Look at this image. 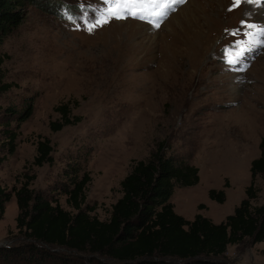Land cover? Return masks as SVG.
Returning <instances> with one entry per match:
<instances>
[{"label":"rangeland","instance_id":"rangeland-1","mask_svg":"<svg viewBox=\"0 0 264 264\" xmlns=\"http://www.w3.org/2000/svg\"><path fill=\"white\" fill-rule=\"evenodd\" d=\"M167 4L137 0L127 7L139 15L110 19L107 9L115 5L104 0H38L0 47L9 56L5 80L16 85L0 94V106L32 110L15 154L0 166V183L12 194L0 221V247L23 240L14 192L31 178L36 194L73 211L64 187L79 167V180L90 179L84 210L108 220L133 164L161 147L199 169L197 185L174 188L179 215L221 223L245 198L264 137V0ZM98 19L109 22L93 28ZM66 103L82 121L52 132L55 108ZM44 138L54 162L38 167L33 162ZM258 186L254 204L262 205L260 180ZM212 189L225 191V203L210 199ZM223 261L264 264V242L229 246Z\"/></svg>","mask_w":264,"mask_h":264},{"label":"trees","instance_id":"trees-1","mask_svg":"<svg viewBox=\"0 0 264 264\" xmlns=\"http://www.w3.org/2000/svg\"><path fill=\"white\" fill-rule=\"evenodd\" d=\"M37 3L0 0V47L25 22L27 8ZM8 58L0 52V94L16 87L5 80L3 66ZM70 108L69 103L55 108L59 119L50 123L52 132L82 121ZM0 114L6 119L0 122L1 166L15 154L20 126L32 110L30 106L25 111L0 106ZM259 147L260 156L251 162L245 198L221 223L200 214L189 220L175 211L171 202L175 186L197 185L199 169L183 157L168 156L163 147L133 164L121 182L123 195L112 206L108 220L84 210L90 179L84 176L79 180V167L70 170L71 185L64 187L73 211L36 194L30 188L31 178L14 192L19 211L16 228L23 240L0 247V264H228L223 258L229 246L245 239L264 242V204H254L261 189L258 180L264 187V137ZM53 151L50 139H41L33 164H52ZM209 197L220 204L226 201L223 190L212 189ZM11 199L12 194L0 183V221Z\"/></svg>","mask_w":264,"mask_h":264},{"label":"snow or ice","instance_id":"snow-or-ice-1","mask_svg":"<svg viewBox=\"0 0 264 264\" xmlns=\"http://www.w3.org/2000/svg\"><path fill=\"white\" fill-rule=\"evenodd\" d=\"M137 2V0H104V3L108 4V3H114V7H110L107 9V12L110 14V19H124L126 18L124 15H121V13H126L131 11L133 16H137L139 15V13L134 10V9H129L127 7L128 4L131 3H135ZM175 2H181V0H175ZM250 3L255 2V3H260V0H249ZM261 6H264V4H261ZM141 19H143V17H140ZM109 20L108 19H98L96 20V22L92 25L93 28L96 27L97 24L99 25H103L104 23H108ZM242 26L245 25V22L242 21L241 22ZM157 27H159V25H157ZM247 27L252 28L255 27V25H247ZM233 35H235V33H233ZM241 43V42H238ZM235 61L233 60H229V63H234Z\"/></svg>","mask_w":264,"mask_h":264},{"label":"bare ground","instance_id":"bare-ground-1","mask_svg":"<svg viewBox=\"0 0 264 264\" xmlns=\"http://www.w3.org/2000/svg\"><path fill=\"white\" fill-rule=\"evenodd\" d=\"M167 2H168V4L170 5L172 2H175V0H167ZM168 4H167V5H168ZM169 5H168V6H169ZM172 7H173V6H172ZM190 11H191V10H190ZM173 16L175 17L176 15H173ZM174 17H173V18H174ZM175 20H176V18H175ZM184 22H190V21L185 20ZM177 24L182 25L180 21H178ZM173 33H176V31L174 30V28H173ZM197 33H198V35L201 34L200 31H198ZM188 43H189V42H188ZM194 44H196V43H194ZM189 48H190V47H189ZM190 59H191V58H190Z\"/></svg>","mask_w":264,"mask_h":264}]
</instances>
